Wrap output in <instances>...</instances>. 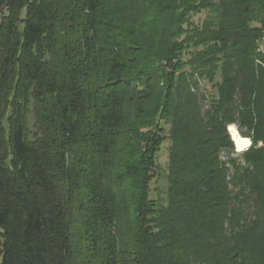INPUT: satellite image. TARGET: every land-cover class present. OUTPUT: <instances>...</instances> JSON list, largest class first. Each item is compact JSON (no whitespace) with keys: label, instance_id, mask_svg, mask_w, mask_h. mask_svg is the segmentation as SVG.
<instances>
[{"label":"trees","instance_id":"trees-1","mask_svg":"<svg viewBox=\"0 0 264 264\" xmlns=\"http://www.w3.org/2000/svg\"><path fill=\"white\" fill-rule=\"evenodd\" d=\"M263 36L264 0H0V264H264Z\"/></svg>","mask_w":264,"mask_h":264},{"label":"rangeland","instance_id":"rangeland-1","mask_svg":"<svg viewBox=\"0 0 264 264\" xmlns=\"http://www.w3.org/2000/svg\"><path fill=\"white\" fill-rule=\"evenodd\" d=\"M206 17V13H203L197 17H195V21L199 22L200 20H203ZM203 89L207 91V93L211 94L214 92L211 84H208L207 82L203 83ZM34 122L33 115L30 116V125L32 127ZM163 127L165 128V134H167V131L169 130V125L164 124ZM230 134L232 135L234 142H235V150L238 153L244 152L246 149H248L252 145V141L250 139V146L246 148L249 145V141L245 139L243 136L240 135L237 128H231ZM249 139V138H248ZM170 141H166L164 143V146L161 150V152L158 154V163H159V172L158 177L155 180V183L153 185L154 192L151 195L152 199H155L159 194L163 196V198L166 199L167 197V182H166V172H167V166H168V160H169V147H170ZM246 148V149H245ZM0 245H1V238H0ZM1 260V258H0Z\"/></svg>","mask_w":264,"mask_h":264},{"label":"built area","instance_id":"built-area-1","mask_svg":"<svg viewBox=\"0 0 264 264\" xmlns=\"http://www.w3.org/2000/svg\"><path fill=\"white\" fill-rule=\"evenodd\" d=\"M257 52L264 56V36L260 41V45H258ZM259 63H261V62H259Z\"/></svg>","mask_w":264,"mask_h":264}]
</instances>
